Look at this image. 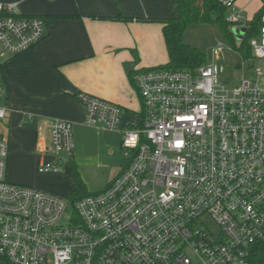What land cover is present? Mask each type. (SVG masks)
I'll use <instances>...</instances> for the list:
<instances>
[{"label":"built area","instance_id":"2783aa9c","mask_svg":"<svg viewBox=\"0 0 264 264\" xmlns=\"http://www.w3.org/2000/svg\"><path fill=\"white\" fill-rule=\"evenodd\" d=\"M218 2L240 47L249 21L236 0ZM46 24L0 3L1 48L12 56L32 49ZM249 48L264 61V13ZM224 50L233 51L219 42L212 56ZM221 70L206 62L138 70L140 112L123 128L120 106L80 94L84 125L120 132L127 158L103 191L83 198L9 182L0 136V264H253L264 249V90L246 81L228 89ZM49 130L51 161L40 174L61 172L73 155L72 124L54 119Z\"/></svg>","mask_w":264,"mask_h":264},{"label":"crops","instance_id":"0c3cea01","mask_svg":"<svg viewBox=\"0 0 264 264\" xmlns=\"http://www.w3.org/2000/svg\"><path fill=\"white\" fill-rule=\"evenodd\" d=\"M0 3H16L18 16H42L47 22L45 37L32 49L12 56L0 46V107L7 113L0 121V136L8 143L7 180L61 197L69 192L67 173L38 172L51 161L45 152L51 122L84 126L80 94L120 106V128L135 121L141 104L130 73L166 65L169 59L163 25L145 20L178 13L173 0Z\"/></svg>","mask_w":264,"mask_h":264},{"label":"rangeland","instance_id":"374dc122","mask_svg":"<svg viewBox=\"0 0 264 264\" xmlns=\"http://www.w3.org/2000/svg\"><path fill=\"white\" fill-rule=\"evenodd\" d=\"M197 4L200 6L201 0H198ZM261 6V0H236L235 2L237 12L242 10L243 21L252 20ZM228 12L232 13V8ZM233 34L234 36L238 34L236 28L233 29ZM183 42L202 52L206 63L218 64L221 67L220 78L228 89L236 88L240 86L241 81H246L252 87L256 85L258 89L264 90V61L238 53L240 44L232 41L231 36L227 35L218 24L198 23L188 26L183 34ZM219 42L225 47L232 48L233 51L224 50L223 56L217 60L212 56V49ZM257 72L260 75H257ZM72 135L73 155L70 158L66 156L62 158L65 169L61 171L63 173H60L68 175L69 192L60 195L67 199L81 197L79 196L81 193L77 192L74 173L78 174L86 194H95L103 191L127 162L125 150L121 147L120 132L104 131L99 127L84 125L72 126ZM31 171L35 173V169ZM210 226L213 230L217 229L213 223H210Z\"/></svg>","mask_w":264,"mask_h":264},{"label":"trees","instance_id":"16d2710c","mask_svg":"<svg viewBox=\"0 0 264 264\" xmlns=\"http://www.w3.org/2000/svg\"><path fill=\"white\" fill-rule=\"evenodd\" d=\"M262 1L261 9L249 21V32L245 36L243 43L239 47V53L251 57V49L249 41L255 37L259 27L261 26V18L264 13V0ZM198 0H173L178 15L174 18L155 20L147 19L145 21H159L162 27L164 43L168 53V62L166 65L141 69L139 71L162 68L167 70H193L205 63V55L198 49L185 44L183 42V34L188 26L192 24H218L223 31L231 36L230 25L225 21V9L219 4L218 0H201V5L197 4ZM214 15V17H213ZM42 17V16H39ZM46 18V17H42ZM232 39V38H231ZM136 73H130V79L133 83V77ZM77 192L81 193L80 198L86 194L85 188L79 179L77 173H74ZM253 264H264V249L259 248L253 255Z\"/></svg>","mask_w":264,"mask_h":264},{"label":"water","instance_id":"95a60500","mask_svg":"<svg viewBox=\"0 0 264 264\" xmlns=\"http://www.w3.org/2000/svg\"><path fill=\"white\" fill-rule=\"evenodd\" d=\"M244 32H245L244 30H239V31H238L239 35H243Z\"/></svg>","mask_w":264,"mask_h":264}]
</instances>
